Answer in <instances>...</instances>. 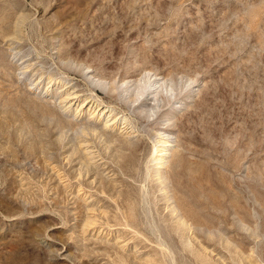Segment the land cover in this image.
<instances>
[{"label":"rangeland","instance_id":"374dc122","mask_svg":"<svg viewBox=\"0 0 264 264\" xmlns=\"http://www.w3.org/2000/svg\"><path fill=\"white\" fill-rule=\"evenodd\" d=\"M0 264H264V0H0Z\"/></svg>","mask_w":264,"mask_h":264},{"label":"bare ground","instance_id":"6f19581e","mask_svg":"<svg viewBox=\"0 0 264 264\" xmlns=\"http://www.w3.org/2000/svg\"><path fill=\"white\" fill-rule=\"evenodd\" d=\"M153 84H158L159 86L161 85V81L160 80H154L153 81ZM152 83L150 84V85H153ZM147 85L148 84H145V85H143L142 87H141V92L144 94L146 91H147ZM154 86V85H153ZM153 88V87H152ZM151 93V92H150ZM149 93V94H150ZM66 94H68L69 95V93L67 92ZM73 94H74V92H73ZM147 94V93H146ZM68 95H67V97H68ZM75 95V94H74ZM70 96V95H69ZM72 96V95H71ZM144 96V95H143ZM74 97H72V99H73ZM88 104V103H87ZM84 107L86 106V104L85 105H83ZM108 108V107H107ZM107 108H104V107H102V108H100L99 109V111H101V113H108V115H110L111 113H110V111H108L107 110ZM109 109V108H108ZM110 113V114H109ZM116 118V117H115ZM115 118H113L112 120H111V124H114L116 121H115ZM105 126V125H104ZM161 136V135H160ZM159 136V137H160ZM167 136V135H166ZM165 135H162L160 138H161V140H159L160 142H161V144L165 147L164 149H162L161 151H160V155H159V157H157L158 158V160H157V162L158 163H161V164H164L165 163V159L170 155V145L168 144V142H169V139L166 137ZM158 141V142H159ZM159 144V143H158ZM158 153V152H157ZM160 164V165H161Z\"/></svg>","mask_w":264,"mask_h":264}]
</instances>
